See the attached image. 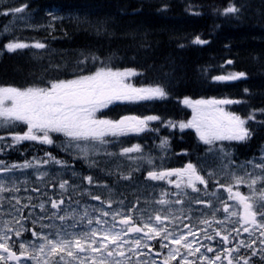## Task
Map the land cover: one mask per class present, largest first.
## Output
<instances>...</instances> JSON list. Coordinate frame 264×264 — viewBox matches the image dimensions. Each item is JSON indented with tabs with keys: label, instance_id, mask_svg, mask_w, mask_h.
<instances>
[{
	"label": "snow or ice",
	"instance_id": "6c2138e0",
	"mask_svg": "<svg viewBox=\"0 0 264 264\" xmlns=\"http://www.w3.org/2000/svg\"><path fill=\"white\" fill-rule=\"evenodd\" d=\"M168 7L164 3L159 10ZM193 7L189 5L188 10ZM242 7L229 0L222 11L238 14ZM28 9L26 3L4 6V14L24 19ZM47 15L52 21L62 19L52 12ZM96 30L103 31V25H96ZM4 31L9 33L11 28L5 26ZM192 43L208 41L197 34ZM3 48L16 52L46 45L17 38ZM81 55L70 78H41L23 87L0 84V129L5 131L0 135V153L14 150L23 141L53 145V134L59 133L65 138L61 142L65 153H77L72 159L83 160L88 171L84 175L68 159L47 152L11 163L0 159V264H264V151L260 163L248 160L237 165L217 146L224 140H248L254 133L250 122L264 127V119L257 121V115L264 117V107H252L241 116L222 107L241 100L186 96L183 103L192 109L187 121L163 120L155 114L123 115L118 120L97 117V111L113 101H148L169 93L160 83L139 87L130 83L128 77L136 72L132 68L104 66L86 71L80 66L98 58ZM61 67L55 65L57 71ZM246 76L244 71H233L211 79L235 81ZM243 91L249 93L248 88ZM152 121L195 129L208 146L205 156L199 163L189 160L182 167L169 168L163 166L164 156L157 165L156 157L145 154L139 143L122 146L118 152L107 150L112 146L110 136L144 132ZM18 124L24 130H12ZM158 147L167 152L168 137H161ZM208 156L221 163L209 164ZM225 159L227 164L222 163ZM122 160L128 161L126 169ZM52 166L57 170H45ZM142 166L148 169L145 185L133 189L134 199L129 201L123 191L117 194L116 186L131 182ZM26 170H31L36 186H29L27 178L18 179ZM225 177L228 182L222 183ZM148 181H166L169 187L149 191ZM21 184L31 194L21 196ZM241 185L247 186L248 194L239 190ZM94 189L99 193L93 194ZM137 192L148 196L141 200ZM221 192L227 193L226 199ZM85 197L97 203H81ZM28 233L31 239L26 238Z\"/></svg>",
	"mask_w": 264,
	"mask_h": 264
},
{
	"label": "trees",
	"instance_id": "16d2710c",
	"mask_svg": "<svg viewBox=\"0 0 264 264\" xmlns=\"http://www.w3.org/2000/svg\"><path fill=\"white\" fill-rule=\"evenodd\" d=\"M232 2L238 7L244 5L238 14H223L229 0H0V84L23 87L39 83L41 78H70L77 60L83 59L81 54H94L98 59H89L80 66L82 69L132 68L136 72L128 81L133 85L162 84L169 94L153 101L149 110L163 119L186 118L191 110L183 103L186 96L191 100H241L222 106L246 115L252 107H264V0ZM21 3L29 5L26 17L15 22L9 33L1 34L12 17L4 14V6ZM164 3L169 7L159 10ZM189 5L194 6L192 11ZM48 12L62 19L52 21ZM73 17L86 22L77 23ZM98 24L103 25V31L96 30ZM197 34L208 43H192ZM17 38L37 39L46 48L16 52L3 48L8 40ZM227 60L233 63L227 65ZM55 65L62 67L57 71ZM233 71H244L247 76L235 81L211 79ZM244 88L249 93H244ZM104 113L107 110L97 115ZM262 119L257 115V121ZM249 126L254 133L248 140H224L217 146L232 149L236 159L258 155L264 143V127L254 122ZM12 130L22 131L24 126L18 124ZM4 134L0 129V135ZM179 138L202 145L196 135L178 132L176 148L185 147L176 144ZM42 147L39 141H23L14 150L0 153V159H29L44 153Z\"/></svg>",
	"mask_w": 264,
	"mask_h": 264
},
{
	"label": "rangeland",
	"instance_id": "374dc122",
	"mask_svg": "<svg viewBox=\"0 0 264 264\" xmlns=\"http://www.w3.org/2000/svg\"><path fill=\"white\" fill-rule=\"evenodd\" d=\"M12 7H14V6H12ZM17 15H19V14H17ZM26 15H27V13L24 14V18L26 17ZM20 20H23V19H18L17 16L12 15V17H11V19H10V22H9L6 26H9L10 28H12V25H13L15 22L20 21ZM4 29H5V26L3 27L2 31H1L2 34L5 33ZM19 32H20V31H14L15 34H19ZM22 36H23V35H19L18 38H20V37H22ZM23 37H24V36H23ZM21 40H23V41H25L26 43H29V44H31L32 42L35 41V40L32 39V40H31L32 42H29V41L26 40L25 38H23V39H21ZM126 101H127V100H126ZM114 102H116V101H113L112 103H114ZM119 102H123V100H120ZM127 102H136V101H127ZM112 103L108 104L107 107H108L109 105H111ZM191 116H192V109H191V111H190V117H189V118H191ZM154 122H156V121H152V122H150V128H149L148 130H145L144 132H140V133L130 132V133H132V134H142V133H146V132H148L149 130L152 129V125H151V124L154 123ZM165 126H167V129L170 130V131H172V130L178 128V126L175 127V128H171V127H169V126L166 125V124H165ZM125 135H129V134L127 133V134H125ZM59 136H62V138H61L60 141H58V139H55V141H56L55 144H57L58 146H61V142L64 141L65 138L63 137L62 134H59V133L53 134V138H54V137H59ZM121 136H123V135H121ZM121 136H119V137H113L112 139L110 138V137H111V136H110V137H109V142H112L113 140H115L116 142H118V141L120 140V137H121ZM160 138H161V137H160ZM160 138L155 139V140H156V144H155L156 147H155V148H157L156 151H155V149L152 150V148H150L149 150H147V149L144 147V145L141 144V143H139V142H134V143H131V144H129V145H124V147H126V146H130V145H132V144L139 143V144H141V145L143 146L144 153H145V154H151L152 156L156 157L155 163H156L157 165H160V164H161L160 157H161V156H164V158L166 159V156H167V154H166L167 152H163V153H162L161 150H160L159 147H158ZM110 145H112V146L109 147V148L107 149L108 151H110V149L113 148V143H110ZM120 147H122V146H117V149L112 150L111 152H118ZM61 148H62V147H61ZM168 149H169V147H168ZM103 151H104V149H101V152H103ZM224 151H225V150H224ZM262 151H264V144L262 145V147H261V149H260V153H259L258 155H256L254 158L250 159V160H254L255 163H260V162H261V161H260V156H261V152H262ZM154 152H155V153H154ZM225 152L231 157V159H232L233 161H235L234 158H233V155H232V152H231V151H225ZM71 155H77V153L73 152ZM217 155H218V154H217ZM204 156H205V154H202V155H201V157H204ZM42 157H43V156H42ZM205 159H206V161H207L209 164L219 165V164L221 163L220 160L215 159V158L212 157V156L205 157ZM243 162H245V161H243ZM243 162L238 163L237 161H235V163H236L237 165H240V164H242ZM121 163L124 165V167H125V169H126L127 166H128V161H127V160H122ZM222 163L227 164V163H228V160L225 159V160L222 161ZM70 164H71V163H70ZM164 164H165V163H164V160H163V166H165ZM135 166H136L135 164L132 165V167H135ZM74 167L76 168L77 171H81L80 168H78V167H76V166H74ZM45 170H46V171H53V172H54V171L57 170V166H52L51 168H47V169H45ZM143 170H146V171H147L148 169H147L146 167L142 166L141 171H143ZM141 171H140V172H141ZM237 172L239 173V169H237ZM256 174L259 175L258 172H257ZM25 178L29 179V181H30L29 186H36V185H35V177H34V175H32L31 170H26V171H25V175H23V176H19V177H18V179L21 180V181H23ZM64 178H65V179H68V176L65 175ZM172 178L174 179L175 177H172ZM223 179H225V181H228L229 178H228V177H225V178H223ZM222 183H223V182H222ZM147 184H148V187H149V191H151V190L154 188L157 192H159L161 189H164V188L169 187V186L166 184V181H148ZM144 185H145V179L142 180V179L136 177V173H135L134 179H133L131 182H126V184H120V185H117V186H116V192H117V194H119V192L123 191L124 194L128 197V200H129V201H132V200L134 199L133 189H138V188H140L141 186H144ZM245 186H246V185H245ZM23 187H24V185L21 184V189H22L21 192H20V195H21V196H25V195L31 194V193H25V192L23 191ZM201 187H202V186H201ZM245 189H246L245 194H248L249 190H248L247 186H246ZM99 191H100V190H98V189H94V190H93V194H98ZM33 195H34V194H33ZM135 195H140V196H141V200H143L145 197L148 196V194H147V193H144V192H137V193H135ZM226 197H227V193H226V192H221V198H222V199H226ZM148 198H151V197H148ZM85 201H87V202L90 203V204H96V203H97V202H95V201L88 200L87 197L81 199V203H84ZM33 203H38V201L33 200ZM4 207H5V209H7V208H8V205L5 204ZM194 207H196V206H194ZM36 212L39 213V209H38V208L36 209ZM24 214L27 215V211H25ZM245 235H246V234H245ZM29 239H31V238H29Z\"/></svg>",
	"mask_w": 264,
	"mask_h": 264
},
{
	"label": "flooded vegetation",
	"instance_id": "af4514ba",
	"mask_svg": "<svg viewBox=\"0 0 264 264\" xmlns=\"http://www.w3.org/2000/svg\"><path fill=\"white\" fill-rule=\"evenodd\" d=\"M119 101L120 100H117L116 102L112 103L111 105H114L115 103H124V104L125 103H129V102H126V100H123V102H119ZM124 115H135V114H133V113H125ZM118 118H119V116L117 118H115V119H112V120H118ZM191 130H193V129H191ZM60 140H61V137L58 138V141H60ZM54 147H55L56 150H59L60 151L61 156H58V157L64 158L67 153H65V151L63 150V148H61V146H58L57 144H54ZM49 153H52L54 155V153H53L52 150ZM187 162H188V160H184V159H180V160H176V161L174 160V161H170V162L166 163V166L165 167H169V168H179V167H182L183 164L184 163H187ZM71 164H74L75 165V163H71ZM75 166H77V165H75ZM142 179H145V175L142 177ZM221 182L226 183L228 181H225V179H222ZM239 190L242 192L241 186H240V189ZM185 222H187V221H185ZM26 238L29 239V237H26ZM217 246H219V245H217ZM155 247L158 248L159 245L157 244V245H155Z\"/></svg>",
	"mask_w": 264,
	"mask_h": 264
}]
</instances>
